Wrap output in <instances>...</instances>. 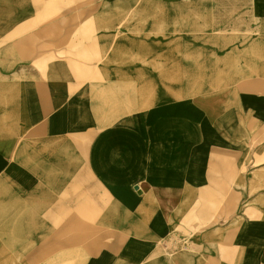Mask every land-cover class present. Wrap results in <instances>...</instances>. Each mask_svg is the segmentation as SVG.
<instances>
[{
    "label": "crops",
    "instance_id": "0c3cea01",
    "mask_svg": "<svg viewBox=\"0 0 264 264\" xmlns=\"http://www.w3.org/2000/svg\"><path fill=\"white\" fill-rule=\"evenodd\" d=\"M146 5L0 0V264H264V0Z\"/></svg>",
    "mask_w": 264,
    "mask_h": 264
},
{
    "label": "bare ground",
    "instance_id": "6f19581e",
    "mask_svg": "<svg viewBox=\"0 0 264 264\" xmlns=\"http://www.w3.org/2000/svg\"><path fill=\"white\" fill-rule=\"evenodd\" d=\"M149 13H151V8L146 5V0H140L139 14L148 15ZM199 13L200 12L199 11H196V9H195L194 6L187 7V10H186L187 18L185 20V23H183V22H181V23H179V22L171 23V27H175L177 30L180 29L179 32L181 34H183V31L186 32V37L187 38L185 36L183 38L186 41V57H187V61L190 63V65L192 67L195 65L196 59L194 58V52L189 47V42L190 41L188 40V37L189 36H187V34H190L191 32H194L195 30H198L199 29V26L202 25L201 22H196L194 20L195 14H199ZM164 25H166V23H161L160 28L161 29H165V26ZM179 25H181V27ZM187 73H188V75L189 74H193L194 71L193 70H188ZM205 90H206V87H203L202 88V91H205ZM224 123L226 124V120L225 119H224ZM229 124H230V122H229ZM235 125H236V122L233 123V126H235ZM245 169H243V170H245ZM254 173H255V176L254 177L257 180H259L262 177H264V175H259V173L264 174V171H262V172L255 171ZM239 184H242V183H239ZM253 189L254 190H260V189L262 190V189H264V181H258L254 185V188ZM262 203H264V202H262ZM244 222L245 221L242 222V225L244 224ZM246 227H247V225H246V222H245V224L243 225V227L241 226V229H240V232H239V236H238V241L244 240L245 234L247 232V228ZM186 240H187V238L184 239V241H186ZM252 242H253V240L250 241L251 244H253ZM238 264H260V263L253 256H250V255L248 256L246 254L245 257L242 256V259H241L240 262H238Z\"/></svg>",
    "mask_w": 264,
    "mask_h": 264
},
{
    "label": "rangeland",
    "instance_id": "374dc122",
    "mask_svg": "<svg viewBox=\"0 0 264 264\" xmlns=\"http://www.w3.org/2000/svg\"><path fill=\"white\" fill-rule=\"evenodd\" d=\"M230 39L235 40V43H231V44H234L235 46H241L242 45V40H243L242 38L232 37ZM235 73L237 75L239 73V71H235ZM240 76L237 75L236 78H239ZM250 140L251 141L255 140V144L254 145H255V148H256L257 145H259L260 143H262L264 141V133H254V134L251 135V139ZM253 149L251 151H253ZM246 166H247V170L249 168L251 170H252V168H254V165H249L248 164ZM185 238H187L186 241H184ZM193 240H194V236L193 235L187 234L186 232H183V231H176L172 235V238H171V241H170V247H174L176 249L177 248L186 249V247L189 246L193 242Z\"/></svg>",
    "mask_w": 264,
    "mask_h": 264
}]
</instances>
